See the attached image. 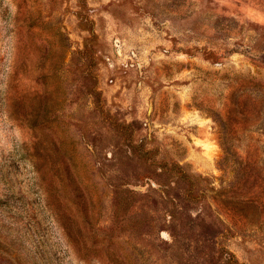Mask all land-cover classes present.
I'll list each match as a JSON object with an SVG mask.
<instances>
[{
  "label": "rangeland",
  "instance_id": "1",
  "mask_svg": "<svg viewBox=\"0 0 264 264\" xmlns=\"http://www.w3.org/2000/svg\"><path fill=\"white\" fill-rule=\"evenodd\" d=\"M0 264H264V0H0Z\"/></svg>",
  "mask_w": 264,
  "mask_h": 264
}]
</instances>
